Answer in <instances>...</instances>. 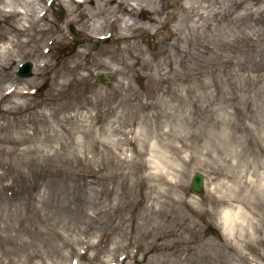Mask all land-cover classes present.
<instances>
[{
    "label": "rangeland",
    "instance_id": "obj_1",
    "mask_svg": "<svg viewBox=\"0 0 264 264\" xmlns=\"http://www.w3.org/2000/svg\"><path fill=\"white\" fill-rule=\"evenodd\" d=\"M30 1L0 12V264H264V0Z\"/></svg>",
    "mask_w": 264,
    "mask_h": 264
},
{
    "label": "bare ground",
    "instance_id": "obj_2",
    "mask_svg": "<svg viewBox=\"0 0 264 264\" xmlns=\"http://www.w3.org/2000/svg\"><path fill=\"white\" fill-rule=\"evenodd\" d=\"M16 1L17 0H8V2H5L6 4L3 3V5H6L10 9L8 11L0 9V12L3 13L5 17H12V16H15L17 14H21L22 16H24V19H27L28 17L32 16V13H31L32 11L29 8V6L32 5L34 7V15L36 17L34 20H36V22H37L40 18L43 17V13H42L43 12V5L42 4L32 3V1L28 0L27 3L25 5H23L20 3L15 4ZM66 1L70 2L71 0H66ZM23 26L26 27V29H24L25 32L27 31V28L30 27L29 24L28 25L23 24ZM37 35L43 36V37L46 35H49V30L47 28H41V29L37 30ZM24 43H26V42H24ZM12 47H13V40L7 38V44L0 46V53L4 54L6 52H11ZM21 94H23V92L19 93V95H21ZM150 147H153V146L150 145ZM149 152L154 153V149L149 150ZM167 159H168V157L159 156L158 160L151 158L147 161V163L150 165V167L152 169L161 170L163 161H167ZM175 172H178V170L176 169ZM162 174L165 175L164 172H162Z\"/></svg>",
    "mask_w": 264,
    "mask_h": 264
},
{
    "label": "water",
    "instance_id": "obj_3",
    "mask_svg": "<svg viewBox=\"0 0 264 264\" xmlns=\"http://www.w3.org/2000/svg\"><path fill=\"white\" fill-rule=\"evenodd\" d=\"M70 30L73 34H77V31L73 26H70ZM17 75L22 78H28L32 75V64L30 62L25 63L21 66L19 71L17 72ZM100 82L102 83H109L110 80L107 76H103L100 79ZM191 191L197 195H203L204 193V178L203 175L199 172L195 173L192 178L191 182Z\"/></svg>",
    "mask_w": 264,
    "mask_h": 264
}]
</instances>
